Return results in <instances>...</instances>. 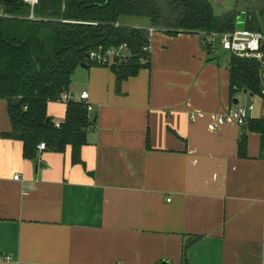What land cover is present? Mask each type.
<instances>
[{
  "label": "crops",
  "instance_id": "crops-1",
  "mask_svg": "<svg viewBox=\"0 0 264 264\" xmlns=\"http://www.w3.org/2000/svg\"><path fill=\"white\" fill-rule=\"evenodd\" d=\"M209 1L264 30V0ZM149 37L150 67L121 83L106 66L75 69L68 92H86L97 117L83 164L70 146L39 151L40 167L24 158L22 141L2 136L12 125L0 99V264H264V133L215 120L237 97L264 118V97L231 94V56L207 51L206 35ZM55 103L48 115L63 122L67 103Z\"/></svg>",
  "mask_w": 264,
  "mask_h": 264
},
{
  "label": "trees",
  "instance_id": "trees-1",
  "mask_svg": "<svg viewBox=\"0 0 264 264\" xmlns=\"http://www.w3.org/2000/svg\"><path fill=\"white\" fill-rule=\"evenodd\" d=\"M0 6L8 14L0 17V99L8 101L12 125L2 136L21 140L23 157L29 160L38 158L41 142L59 153L70 146L74 164L84 163L81 149L94 126L93 117L84 102L73 99L56 127L48 104L68 91L77 67L94 64L87 55L100 47L127 44L126 59L110 67L118 83L150 67V52L144 50L150 44L149 32L126 24V18L145 19L148 26L173 35L202 33L207 36L204 48L212 51L221 46L211 35L234 31L239 16L237 10L215 14L209 0H40L35 9L38 20L27 18L30 8L23 0H0ZM255 23L253 16L245 27L256 30ZM229 71L233 96L245 89L262 96L259 61L231 54ZM246 127L264 133V118H251ZM239 155H247V134L239 140ZM186 252L187 248L185 262Z\"/></svg>",
  "mask_w": 264,
  "mask_h": 264
},
{
  "label": "built area",
  "instance_id": "built-area-1",
  "mask_svg": "<svg viewBox=\"0 0 264 264\" xmlns=\"http://www.w3.org/2000/svg\"><path fill=\"white\" fill-rule=\"evenodd\" d=\"M29 8L30 12L27 16L30 20H38L35 13L36 7L40 4V0H23ZM8 16L4 7L0 6V17ZM138 28H147L149 36L156 30H159L153 26H136ZM161 31V30H160ZM214 39H219L220 46L223 50L230 52L232 55H236L242 58L255 59L261 63V79H262V96L264 97V30H252L247 27L243 29L236 28L234 31L225 32L211 35ZM206 41H203V44ZM128 49L127 44H122L119 47H111L108 49L98 48L89 53V59L96 65L111 67L117 60L122 61L127 57L125 51ZM145 51H151L150 44L144 48ZM74 97L68 92H64L61 95L59 101L68 102L73 100ZM80 101L84 102L89 114L93 111V105L88 102V94L86 92L80 95ZM254 110V106H242L238 105L233 109L224 113L215 115L217 125H223L227 122H235L239 125H246L248 120L252 118L251 112ZM195 116H193L194 118ZM61 122H56L55 126L60 127ZM214 129V126L210 127ZM39 151L47 150L45 142H41L38 145ZM19 175L15 176V179H19ZM9 259V258H7Z\"/></svg>",
  "mask_w": 264,
  "mask_h": 264
},
{
  "label": "water",
  "instance_id": "water-1",
  "mask_svg": "<svg viewBox=\"0 0 264 264\" xmlns=\"http://www.w3.org/2000/svg\"><path fill=\"white\" fill-rule=\"evenodd\" d=\"M4 1H5L6 3H11V2H13V1H15V0H4ZM245 17H246V14H245V13H243V14L241 15V17H238V22H237V28H238V29H243V28H245V22H244ZM87 56H88V58H89L90 55L88 54ZM80 66H81V67H84V68H88V67H89L87 63H82ZM245 92H247V90H245ZM251 94H252V93H251ZM233 102H234L235 105H239V100H238L237 98L233 99ZM48 120H49V118H48ZM96 120H97V117L94 116V117H93V122H96ZM34 163L37 165V167H40V166H41L40 160H39L38 158H36V159L34 160ZM160 264H166V262H161Z\"/></svg>",
  "mask_w": 264,
  "mask_h": 264
},
{
  "label": "rangeland",
  "instance_id": "rangeland-1",
  "mask_svg": "<svg viewBox=\"0 0 264 264\" xmlns=\"http://www.w3.org/2000/svg\"><path fill=\"white\" fill-rule=\"evenodd\" d=\"M262 19H263V17H260L259 20L261 21ZM217 53H218L219 56H221L222 61H225V59H227V58H229V57L231 56V53H230V52L225 51V50H223L222 48L217 49ZM239 97L242 99V98H248L249 96H248V95H245V94H240ZM237 98H238V97H237ZM249 100H256V99L254 98V99H249ZM55 104H57V105H61V106L64 105V104H62L60 101H56ZM245 106H248V105H245Z\"/></svg>",
  "mask_w": 264,
  "mask_h": 264
}]
</instances>
